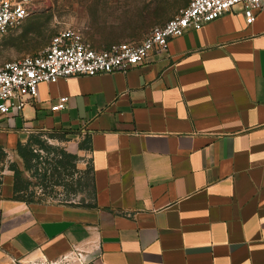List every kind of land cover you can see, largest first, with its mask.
Returning <instances> with one entry per match:
<instances>
[{"label": "crops", "instance_id": "obj_1", "mask_svg": "<svg viewBox=\"0 0 264 264\" xmlns=\"http://www.w3.org/2000/svg\"><path fill=\"white\" fill-rule=\"evenodd\" d=\"M190 1L112 0L120 17L85 41L140 43ZM85 15L76 28L90 29ZM69 130L87 138L92 202L16 200L3 174L0 264H264V6L252 25L236 7L126 73L39 85L0 115V146Z\"/></svg>", "mask_w": 264, "mask_h": 264}, {"label": "built area", "instance_id": "obj_2", "mask_svg": "<svg viewBox=\"0 0 264 264\" xmlns=\"http://www.w3.org/2000/svg\"><path fill=\"white\" fill-rule=\"evenodd\" d=\"M35 0H0V38L21 26L31 15ZM264 0H191L189 5L167 23L155 27L140 43L112 45L97 51L88 44L78 28L68 29L34 56L7 62L0 67V115L11 109L22 111L26 102L37 98L41 84L57 83L74 77H95L126 73L144 64L153 54H162L169 43L241 7L245 23L255 22ZM66 98L51 110L66 107ZM77 256V255H76ZM79 262L82 257L79 255Z\"/></svg>", "mask_w": 264, "mask_h": 264}, {"label": "rangeland", "instance_id": "obj_3", "mask_svg": "<svg viewBox=\"0 0 264 264\" xmlns=\"http://www.w3.org/2000/svg\"><path fill=\"white\" fill-rule=\"evenodd\" d=\"M111 2L112 0H35L30 17L21 26L0 38V67L7 62L40 53L59 33L83 24L85 13L92 22L88 25L90 29L83 27L81 30L84 39L87 41L103 35L102 27H106L103 21L120 17L106 13L111 10ZM91 47L101 51L108 49L109 45L91 44ZM37 138L48 149L33 144L32 149L39 155V159L31 160L29 169L17 152H7L3 148L6 158L0 164V180L3 174H10L14 179L18 174L19 186L23 189L20 196L32 201L31 203H91L93 175L85 134L79 130H69L65 134L52 133Z\"/></svg>", "mask_w": 264, "mask_h": 264}, {"label": "trees", "instance_id": "obj_4", "mask_svg": "<svg viewBox=\"0 0 264 264\" xmlns=\"http://www.w3.org/2000/svg\"><path fill=\"white\" fill-rule=\"evenodd\" d=\"M40 135L42 136V135H46V134H40ZM48 135H52V134H48ZM33 144H38L41 147H43L45 149H48V147L44 146L43 142H41L37 138V136L36 137L32 136L29 139V141L27 142V144H25V145H23L22 143H19L18 147H17V153L23 159V161L25 163V167L27 169L30 168L29 164H30L31 160H33V159L38 160L39 159V155L35 154L33 149H32ZM5 158H6V153H5L4 149H3V147L0 146V164L3 162V160ZM46 172H47V169H46ZM19 181H20V177L17 174V175H15V195H14V198L16 200H21V201H24V202H27V203H31L32 201L25 200L24 198H22L20 196V193L22 192L23 189L19 186Z\"/></svg>", "mask_w": 264, "mask_h": 264}]
</instances>
